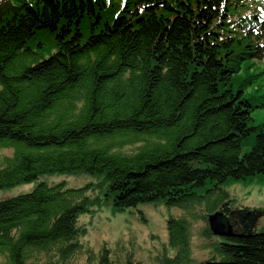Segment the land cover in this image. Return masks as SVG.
<instances>
[{"label":"trees","instance_id":"obj_1","mask_svg":"<svg viewBox=\"0 0 264 264\" xmlns=\"http://www.w3.org/2000/svg\"><path fill=\"white\" fill-rule=\"evenodd\" d=\"M40 32L54 36L48 57L32 46ZM263 38L264 0H134L115 15L103 0H0V148L12 150L0 190L78 172L106 187L92 202L84 187L42 181L0 199V264H141L123 246L78 261L77 219L95 204L190 214L207 200L230 221L221 186L264 177V126L232 84L240 60L264 59ZM233 213L245 236L223 237L218 259L199 264H264L262 212ZM166 229L176 253L161 264H189V217Z\"/></svg>","mask_w":264,"mask_h":264},{"label":"rangeland","instance_id":"obj_2","mask_svg":"<svg viewBox=\"0 0 264 264\" xmlns=\"http://www.w3.org/2000/svg\"><path fill=\"white\" fill-rule=\"evenodd\" d=\"M103 1L115 15L125 4H130L134 0ZM37 37L41 42V47L33 43L34 50L40 52L42 57H48L56 49L54 36L48 32H40ZM240 66L239 72L233 78V87L237 89L241 86L244 95L254 105L250 125L264 126V59L245 57L240 60ZM254 138L255 134L252 133L250 138L244 142L241 154L251 149ZM123 149L135 150L136 146L128 145ZM11 153V149L0 148V161ZM41 181L48 185L64 183L66 187H84L86 188L84 196L88 197L90 202L97 197L104 198L106 191L102 177L99 176L84 172L45 174L30 183L1 189L0 199L29 192ZM221 189L228 193V198L221 203L222 207L228 208L227 214L234 210L261 211L262 213L257 214L253 222V228L256 231L264 228V177H254L245 181H228L221 186ZM216 197L213 193V197H209V203L211 204ZM207 203L206 200L202 205L192 207L190 214L184 209L167 207L163 203L139 204L120 212L114 211L111 203L95 204L89 208V212L81 214L77 219L79 234L76 240L83 247L77 259L79 262H84L87 250L97 256L104 246L111 249L112 256H117L118 248L123 246L125 251L133 255V260L136 262L161 264L162 259L171 258L176 253L168 242L166 229L168 219L188 216L191 259L189 264H199L210 259L217 260L218 255L215 248L223 237L214 235L208 225L207 218L210 212H208ZM229 218L233 229L238 228V225H235L237 219L233 216ZM205 231H207L206 234ZM1 261L0 257V263Z\"/></svg>","mask_w":264,"mask_h":264},{"label":"water","instance_id":"obj_3","mask_svg":"<svg viewBox=\"0 0 264 264\" xmlns=\"http://www.w3.org/2000/svg\"><path fill=\"white\" fill-rule=\"evenodd\" d=\"M207 221L211 231L216 236L227 237V238L241 237V236H245L246 231H248V230H244V232H236L235 230H233L232 225H230L229 219L221 211H216L208 215Z\"/></svg>","mask_w":264,"mask_h":264},{"label":"flooded vegetation","instance_id":"obj_4","mask_svg":"<svg viewBox=\"0 0 264 264\" xmlns=\"http://www.w3.org/2000/svg\"><path fill=\"white\" fill-rule=\"evenodd\" d=\"M229 216H233L234 218H236L237 220H236V222H235V225H237L238 224V220L240 219V217L236 214V213H229ZM239 227V226H238Z\"/></svg>","mask_w":264,"mask_h":264}]
</instances>
